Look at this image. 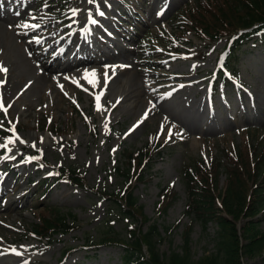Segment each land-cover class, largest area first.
Here are the masks:
<instances>
[{
	"label": "rangeland",
	"instance_id": "1",
	"mask_svg": "<svg viewBox=\"0 0 264 264\" xmlns=\"http://www.w3.org/2000/svg\"><path fill=\"white\" fill-rule=\"evenodd\" d=\"M191 2L0 0V67L8 70L0 72V104L11 105L7 116L0 111V145L7 144L0 146V264H121L120 246L105 244L94 252L84 242L107 233L127 237L128 226L143 233L152 223L161 235V253L188 250L193 261L215 250L216 223L208 221L204 228L194 212L186 214L182 170L191 158L222 161L226 149L247 142L252 158L264 148V34L235 51L242 86L216 85L211 94L224 37L211 40L188 31L173 40L176 16ZM137 9L136 24L132 12ZM22 24L38 27H16ZM79 42L93 59L65 68L59 54L73 59L70 50ZM85 72L96 83L89 84ZM13 125L15 135L8 130ZM169 130L167 145L160 156L153 155L145 179H132L141 212L129 217L109 209V198L96 189L123 187L117 168L126 149L142 146L150 132ZM57 166L79 171L85 186L69 184L54 170L51 175ZM224 178L220 172L218 191ZM162 187L175 194L164 210ZM45 207L74 215L76 228L51 236L36 233ZM257 217L264 231V213ZM263 254H241V263L259 264Z\"/></svg>",
	"mask_w": 264,
	"mask_h": 264
},
{
	"label": "trees",
	"instance_id": "2",
	"mask_svg": "<svg viewBox=\"0 0 264 264\" xmlns=\"http://www.w3.org/2000/svg\"><path fill=\"white\" fill-rule=\"evenodd\" d=\"M191 3L192 5L187 4L176 16L180 21L177 23L178 33L173 40H181L188 31L205 35L211 40L225 37L222 62L218 69L225 83L228 76L226 71L230 69L231 74L235 73V51L252 35L264 34V0H193ZM168 137L169 133L150 132L142 146L134 150L126 149V160L121 163L120 169L117 168L122 176L123 187L111 191L96 189L100 196L109 198V209L129 217L141 212V206L136 204V197L132 192V179H145V171L149 168L153 155H161V149L167 145L165 139ZM248 145L250 144L247 142L244 148L226 149L222 161H194L191 158L192 162L182 170L188 192L186 214L194 212L201 219L204 228L208 221H214L217 225L213 252L193 261L188 250L181 253L174 250L161 253L157 246L161 235L155 223L143 233L128 226V236L124 238L107 233L97 240L87 239L84 242L86 248L95 249L105 244L118 245L123 253L121 264H242L241 254L249 257L264 253V231L259 227L260 219L257 217L259 213H264V148H257L252 158ZM251 146L256 147L252 144ZM33 160H39L41 164L46 162L42 157H33ZM221 167L223 171L220 170ZM53 170L67 182L85 186L83 176L76 169L57 166ZM220 172L225 175L222 191L217 189ZM160 195L164 210L175 198V194L169 188L162 187ZM217 200L220 206H217ZM43 209L45 210L40 217V223L34 226L36 233L51 236L54 232H68L76 228V219L69 212L60 211L57 207ZM70 216L72 218L68 221ZM241 218L245 220L239 229L236 223ZM188 241L187 233L185 246ZM70 249L67 248L63 255ZM259 264H264V254Z\"/></svg>",
	"mask_w": 264,
	"mask_h": 264
},
{
	"label": "snow or ice",
	"instance_id": "3",
	"mask_svg": "<svg viewBox=\"0 0 264 264\" xmlns=\"http://www.w3.org/2000/svg\"><path fill=\"white\" fill-rule=\"evenodd\" d=\"M88 2H89V3H92L93 0H88ZM2 7H3V5L0 4V8H2ZM100 14L102 15L103 13H100ZM72 15H73V16L76 15V11H75V10H73ZM90 22L95 23L94 20H91ZM16 27H25V28H27V27H32V28H36V27H38V25L22 24V25H16ZM7 71H8V70H7L6 68H2V67H0V72H7ZM88 75H89V74H88L87 72H85V79L87 80V82H88L89 84H94V83H96V81H94L93 79H88ZM91 75L94 77V76H95V73L93 72ZM107 82H108V75H107V72H106V73H105V76H104V83H105V85L107 84ZM99 99H100V97H99V96H96V100H97V102H99ZM8 107H11V105H9ZM8 107H5L3 104H0V111H3L4 114H5V116H7V113H8ZM97 107H98V110H99V103H97ZM0 125H2V122H0ZM8 130H9L10 132H12L13 135H15V127H14V125H13L12 127H10ZM171 134H172V133H171V130H169V136H170ZM16 139H19V137L17 136ZM12 142H13V141H12L11 139L8 141V143H12ZM21 142H23V141H21ZM0 146H2V147H7V144H5V145H0Z\"/></svg>",
	"mask_w": 264,
	"mask_h": 264
},
{
	"label": "bare ground",
	"instance_id": "4",
	"mask_svg": "<svg viewBox=\"0 0 264 264\" xmlns=\"http://www.w3.org/2000/svg\"><path fill=\"white\" fill-rule=\"evenodd\" d=\"M3 22H4V19H2V18H0V28H3ZM82 51V48H81V46H79V45H77L74 49H71L70 50V54H75V53H79V52H81ZM66 54V53H65ZM59 55H61V57L63 58V57H65V59H64V62H65V65H64V67L66 68H70V67H74V66H78V65H82V64H84V63H88L90 60H92V59H86V60H84V61H82V62H79V63H77V64H74L73 62H71L70 60H69V57L67 56V55H64V53L63 52H61V54H59ZM63 55V56H62ZM59 56L58 55H55L53 58H52V60L53 61H56L57 60V58H58ZM52 60H51V62H52ZM58 65V64H57ZM59 67V66H58ZM54 69H56V66H55V68Z\"/></svg>",
	"mask_w": 264,
	"mask_h": 264
}]
</instances>
